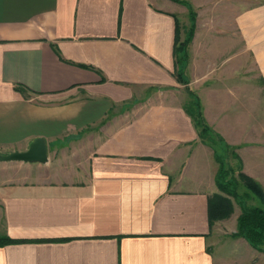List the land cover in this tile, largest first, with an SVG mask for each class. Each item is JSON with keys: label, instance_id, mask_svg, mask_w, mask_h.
Returning <instances> with one entry per match:
<instances>
[{"label": "crops", "instance_id": "1", "mask_svg": "<svg viewBox=\"0 0 264 264\" xmlns=\"http://www.w3.org/2000/svg\"><path fill=\"white\" fill-rule=\"evenodd\" d=\"M186 1L184 84L175 1L0 0V154L49 146L44 164L0 161V238L18 242L0 264H233L210 202L218 145L264 190V0L224 24V8Z\"/></svg>", "mask_w": 264, "mask_h": 264}, {"label": "rangeland", "instance_id": "2", "mask_svg": "<svg viewBox=\"0 0 264 264\" xmlns=\"http://www.w3.org/2000/svg\"><path fill=\"white\" fill-rule=\"evenodd\" d=\"M173 1V0H172ZM186 1V0H181ZM242 0H200L201 3H206L210 5H218L219 8H224L223 11L217 12V22H221L224 24L225 22H228L232 20L233 16L235 15L234 10L237 6L241 3ZM176 2V1H175ZM189 5L182 2H177L178 4L182 5L181 8H183V15H181V20L183 19L184 14L185 17L182 21V24L180 25V45H183V42H187L189 40L188 38L192 37V24L196 23V9L193 7V4L189 1H186ZM232 10V11H231ZM209 19V18H205ZM204 19V20H205ZM208 21V20H207ZM183 54H185L187 57L190 55L189 53V46L188 51L184 50ZM188 54V55H187ZM189 62V61H188ZM187 70V67H186ZM187 74H185V78L187 79ZM176 78L181 83L186 84V80H181L178 76ZM190 90V89H189ZM188 90V91H189ZM193 93V92H192ZM190 94V93H189ZM195 96L199 101L200 98L196 94H192ZM190 95V102L193 101V97ZM201 105V103H200ZM202 107V105H201ZM203 112V109H202ZM211 135H208L204 140L205 142L213 143V140H210ZM49 147V146H48ZM218 154H220L219 160L224 163L222 166V171L218 177V183H219V191L222 193L223 197H226L230 200L232 204V211L231 213L224 219H218L216 220V223H214V228L212 229L213 232H217V238L218 240L222 242H226L228 246L227 249H232V258H233V264H264V245L262 246V250L254 248L252 246L251 241L247 239L245 234H240L239 230V217L244 211V209L250 210L251 208L259 207L261 208L263 206L261 199L258 197V194L256 193L255 189L249 188L247 185V182L244 180L245 174L240 168V164L238 163V159L235 157L236 154L229 152L225 149L223 145H218ZM70 154H73V149H70ZM235 155V156H234ZM71 156V155H70ZM14 162V161H9ZM225 168V169H224ZM249 177L248 175H246ZM253 179V178H252ZM254 180V179H253ZM255 181V180H254ZM257 183V181H255ZM259 184V183H258ZM260 185V184H259ZM261 187V186H260ZM262 188V187H261ZM264 191V190H263ZM213 227V226H212ZM240 239L248 243L249 246H251L254 250H252V253H247L244 249H240L237 247V244L234 243L237 239ZM231 250L228 251L230 253ZM235 261V262H234Z\"/></svg>", "mask_w": 264, "mask_h": 264}, {"label": "trees", "instance_id": "3", "mask_svg": "<svg viewBox=\"0 0 264 264\" xmlns=\"http://www.w3.org/2000/svg\"><path fill=\"white\" fill-rule=\"evenodd\" d=\"M173 1L182 2L189 5L186 1H181V0H173ZM192 25H193L191 32L192 37L190 36L187 42H183L182 46L180 45V43L182 42L179 41L180 28L178 26L175 54H176V62L178 67L177 72L181 80L185 79L184 78L185 70L189 61V55L187 54L188 55L187 57L185 54H183V52L184 50L188 51V46L190 45L193 39L194 23ZM189 93L190 95L193 94L190 90ZM192 97L194 99L191 103H188V105L186 106V111L192 117L194 123L199 129L200 138L204 140L208 135H211L210 140H214L215 136L214 134H212L210 127L207 125L204 119L200 101L195 96L192 95ZM218 161L220 162L221 165L220 172L218 173L220 174L224 163L221 162L219 159ZM244 180L247 182L249 188L255 189L256 193L258 194V197L262 201L263 206L261 208L259 207L251 208L250 210L244 209L238 220L240 234H245L247 239L251 241V244L252 246H254V248L262 250L263 249L262 246L264 245V191L260 187V185L256 183L252 178L247 177L245 175ZM232 209H233L232 204L228 198L223 197L221 195L216 196L215 199H213L210 202V227L214 225L216 220L226 218L231 213ZM12 243H18V242L11 238H0V246L12 244Z\"/></svg>", "mask_w": 264, "mask_h": 264}, {"label": "water", "instance_id": "4", "mask_svg": "<svg viewBox=\"0 0 264 264\" xmlns=\"http://www.w3.org/2000/svg\"><path fill=\"white\" fill-rule=\"evenodd\" d=\"M1 162L47 163L49 161V147L45 138H35L26 151H15L7 155L0 154Z\"/></svg>", "mask_w": 264, "mask_h": 264}]
</instances>
